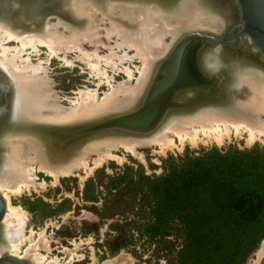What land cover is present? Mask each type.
Segmentation results:
<instances>
[{
	"label": "bare ground",
	"instance_id": "obj_1",
	"mask_svg": "<svg viewBox=\"0 0 264 264\" xmlns=\"http://www.w3.org/2000/svg\"><path fill=\"white\" fill-rule=\"evenodd\" d=\"M235 1L240 11V3ZM235 1L0 0V205L4 201L0 221L1 257L12 255L26 264H62L57 256L45 261L37 251L40 248H36L37 242H29L24 254L20 253L22 241L29 239V236L24 238L22 230L28 213L24 215L14 207L11 196L28 188L40 170L57 179L60 174L69 175L84 166L93 153L99 155L94 161L100 164L106 147L110 151V147L120 144L133 149L149 139L156 140H151L154 145L158 143L162 149H168L169 145L173 146L174 136L182 142L188 138L197 141L200 133L223 140V135L232 129L248 131L249 142L264 136V51L243 29L242 13L241 26L234 31L237 37L234 40L223 37L237 21ZM194 34L201 39L189 45V40L196 37ZM240 35L237 46L235 41ZM14 40L20 41L22 48L46 44L50 52L55 51L50 56L77 48L81 56L85 54L90 60L84 56L85 62L97 69L101 67L93 64L98 62L96 59L92 63L94 57L109 63L103 62L106 65H117L118 61H125L127 53L120 55L115 47H127L135 50L133 56L142 61L141 75L136 84H130L134 72L126 68L129 83L126 80L113 85L100 100L89 90L91 96L84 94L78 105L65 107L57 99L50 77L41 73V64L36 67L37 63L35 66L27 58L18 62L24 49L7 46ZM85 41L96 49L86 51ZM103 44L109 47L104 56L97 51ZM181 50L183 61L178 62L175 78L178 80L184 69L183 85L173 87L181 85L171 94L165 112L162 104L158 106V100L145 106L147 97L150 101L155 94L159 97L161 79L170 77ZM204 72L210 80L201 79ZM146 108L152 118L144 131L112 125L102 133L81 135V126L99 125L81 124L83 121L119 112L143 114ZM15 236L23 240L16 243ZM262 242L260 257L264 253ZM257 263L256 260L254 264Z\"/></svg>",
	"mask_w": 264,
	"mask_h": 264
},
{
	"label": "rangeland",
	"instance_id": "obj_2",
	"mask_svg": "<svg viewBox=\"0 0 264 264\" xmlns=\"http://www.w3.org/2000/svg\"><path fill=\"white\" fill-rule=\"evenodd\" d=\"M226 1H228L227 3L232 2V0ZM234 5L233 10L235 8L239 13L237 14L239 16H237V21L240 20L234 23L228 34H224L223 37H226V39L235 37L234 31L241 26V9L240 11L237 9L236 1ZM52 20L53 22L56 21L55 18ZM195 36L199 37L200 35L196 34ZM240 37L241 35L235 41L237 46H240ZM14 41L7 43V46L24 49L21 52L24 53L21 54L18 62L21 63L23 60L25 62L27 58L31 64L35 65L37 63L36 67L41 64V73L45 72L44 74H47L48 78L50 77L49 81L53 85L52 89L56 91V97L59 96L57 99L65 107L78 105L77 102L81 100L82 95L92 94V92V96L95 97L96 95L97 100L102 99L104 93L106 95L113 85L128 80L129 76L125 73V71L127 72L126 68H128V71L134 72L130 84H136L141 75L139 68L142 67L143 63L139 60V57L133 56L136 53L135 50H128L127 47L115 48L120 55L125 53H127L126 57L132 55L134 57L132 60L125 57V61L123 60L124 62L121 63L118 61V63L116 62L117 65H112L113 63L106 65L109 63L103 60L100 62V58L94 57L92 63L96 59L98 62L93 64L101 67L97 69L90 65V62H85V54L82 52L84 55L81 56V50L77 48L66 51L61 50L60 53L57 51L58 53L56 52L50 56L55 51L51 50L52 52H50L51 48L46 44L38 43L35 48L33 46L22 48L20 41ZM83 43L86 51L96 49L87 41ZM103 45H99L97 51L99 55L104 56L105 53L109 52V47ZM182 50L175 59V65L171 67L170 77L161 79L163 82L159 93L160 98L157 97V94L152 97L151 101L147 97L145 106L158 100V106L162 104L164 106L163 112H165L166 103L171 94L176 91L177 87L183 85L181 82H183L182 79L186 74H183L184 69L181 70V77L179 78L181 81L178 79L173 84L174 86L179 83L181 85L173 88L174 86L168 84L172 80L171 77L177 75ZM256 54L260 56L258 51ZM77 55L82 59H79ZM37 60L40 61L37 62ZM87 60L89 59L87 58ZM91 68L94 70L92 71ZM182 75H184L183 78ZM206 75H208L207 72L203 76L200 75L201 79L209 76ZM168 85L170 87H166ZM91 94L89 95L91 96ZM156 109H154V112ZM122 114L124 113H112L101 119L83 121L81 124L100 123L99 121H108L116 116H118L116 118H119ZM96 125L91 126L89 129H94V131L87 134L102 133L108 129L96 128ZM198 136L200 138L197 137V141H191L192 139L188 138L184 142L174 136L175 144L173 143V146H175L169 145L172 148L168 147V149L167 147L162 149L158 143L154 145L155 139L152 143V139H149L150 142L148 140L141 146L137 144L133 148L136 151L129 149L127 146L125 148L124 144V146H119L120 144L116 146L118 149L114 147L116 150L110 147L111 150L109 151V148L106 147L103 156L101 155L100 164L94 161H97L99 155L93 153L84 165L86 169L82 165L76 170L74 169L69 175L60 174L57 179H54L53 174L50 173V175L40 170L28 188L22 189V192L18 195L11 196L12 205L18 207L24 215L28 213L27 217L25 216L26 223L22 230L24 228V238L29 236V239L23 240L19 236L13 237L16 243L23 240L20 253L23 255L30 243L37 242L36 248L40 247L39 250L37 248V251L46 258L45 261L50 258L54 259L57 256L56 258L62 264H181L183 255L180 253V245L183 232L176 219L172 218L163 223L158 220L157 216L153 215L151 209L157 205V199L152 197L148 177L159 178L168 172L171 163L182 164L187 156L202 157L211 150L222 153L232 151L233 155L237 151H242L244 159L250 162L253 161L258 165L257 174L263 173V168L258 164V159L261 164L260 158H264V136L262 138L257 137L254 141L249 142L248 131L240 130V132H236L234 129L225 133L223 140L217 139L214 135L206 137L207 135L200 133ZM105 153L107 156H105ZM245 180L248 182V187L260 189L262 195H264V176L259 177L254 172ZM258 205L262 207L258 208L256 213L245 216L247 221L255 223L257 237L253 240L252 238L244 239L243 235V245L246 246L247 252L246 257L243 259L244 264H254L256 260L259 264L264 257V253L261 257L259 256L264 240V201H261ZM249 237L251 236L249 235ZM216 258L217 256H215V260ZM223 262H225L224 259Z\"/></svg>",
	"mask_w": 264,
	"mask_h": 264
},
{
	"label": "trees",
	"instance_id": "obj_3",
	"mask_svg": "<svg viewBox=\"0 0 264 264\" xmlns=\"http://www.w3.org/2000/svg\"><path fill=\"white\" fill-rule=\"evenodd\" d=\"M232 153L211 150L202 157L187 156L182 164L171 163L165 175L148 177L157 199L153 215L163 223L176 219L183 232L181 264H244L243 235L257 237L255 223L245 216L262 207L258 203L264 195L248 187L245 178L254 172L264 176V158L261 164L258 159L263 173L257 174L258 165L244 159L242 151Z\"/></svg>",
	"mask_w": 264,
	"mask_h": 264
},
{
	"label": "water",
	"instance_id": "obj_4",
	"mask_svg": "<svg viewBox=\"0 0 264 264\" xmlns=\"http://www.w3.org/2000/svg\"><path fill=\"white\" fill-rule=\"evenodd\" d=\"M238 1L241 6L242 18L244 20L243 29L252 36V39L255 41V43L259 45L264 51V0H238ZM236 37H237V34L235 37H233L232 40H234V38ZM199 39L201 38L195 37V38L190 39L189 45H191L195 41H198ZM187 46L188 44L186 45V47ZM181 56H183V54ZM182 61L183 60L181 58L179 62L181 63ZM0 74L2 75L1 71H0ZM176 81H177L176 78L173 77L172 80L168 84L170 85ZM172 86L174 85L172 84ZM167 87H170V86H167ZM166 90L167 89L165 88V91ZM141 114L142 112L140 111L139 112H135V111L127 112V113L120 115V117L122 118H118V119L112 118V119H109L108 121H105V120L99 121L101 124L97 122L99 125H96L95 127L96 128H107L109 126L115 125L117 127H126L128 129L132 128L136 131H144L148 129L145 126L151 120L152 114L148 113V108H146L142 116ZM90 124H95V123H90ZM89 128H91V126L90 127L86 125L81 126V135L94 131V129H89ZM3 203H1L0 205L1 206L0 207V221H1L3 211H4ZM0 264H26V263L21 261L19 258L15 256L4 255L3 257H0ZM259 264H264V257L260 260Z\"/></svg>",
	"mask_w": 264,
	"mask_h": 264
}]
</instances>
